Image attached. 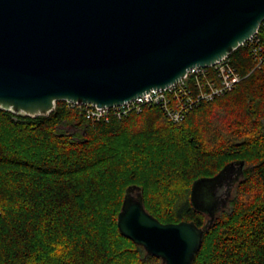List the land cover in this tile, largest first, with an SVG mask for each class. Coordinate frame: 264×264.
Returning a JSON list of instances; mask_svg holds the SVG:
<instances>
[{"label": "trees", "instance_id": "obj_1", "mask_svg": "<svg viewBox=\"0 0 264 264\" xmlns=\"http://www.w3.org/2000/svg\"><path fill=\"white\" fill-rule=\"evenodd\" d=\"M229 59L245 80L179 124L159 107L109 122L66 101L49 117L0 109V264H163L118 228L128 189L160 222L204 227L193 184L242 162L194 264H264V67L247 46Z\"/></svg>", "mask_w": 264, "mask_h": 264}, {"label": "water", "instance_id": "obj_2", "mask_svg": "<svg viewBox=\"0 0 264 264\" xmlns=\"http://www.w3.org/2000/svg\"><path fill=\"white\" fill-rule=\"evenodd\" d=\"M262 22L264 0H0V109L36 118L59 101L118 106L231 55ZM232 165L192 186L204 227L160 222L130 188L121 234L163 264H194Z\"/></svg>", "mask_w": 264, "mask_h": 264}, {"label": "built area", "instance_id": "obj_3", "mask_svg": "<svg viewBox=\"0 0 264 264\" xmlns=\"http://www.w3.org/2000/svg\"><path fill=\"white\" fill-rule=\"evenodd\" d=\"M247 46L254 68L264 67V22L241 47ZM248 75L241 74L232 66L229 56L209 67H195L176 83L164 88L153 89L124 104L100 108L71 102L68 107L82 112L93 121L109 122L112 117H123L140 113L146 108L159 107L172 124H179L186 116L204 102H212L238 88Z\"/></svg>", "mask_w": 264, "mask_h": 264}, {"label": "flooded vegetation", "instance_id": "obj_4", "mask_svg": "<svg viewBox=\"0 0 264 264\" xmlns=\"http://www.w3.org/2000/svg\"><path fill=\"white\" fill-rule=\"evenodd\" d=\"M243 176H244L243 168H241L238 165H232L229 167V169L225 171L224 179L222 183H236L239 182L243 178ZM223 189H224L223 185H220L214 191L216 201L219 203L220 206H222L223 203L225 204L228 198L225 197V195H223L224 192Z\"/></svg>", "mask_w": 264, "mask_h": 264}, {"label": "rangeland", "instance_id": "obj_5", "mask_svg": "<svg viewBox=\"0 0 264 264\" xmlns=\"http://www.w3.org/2000/svg\"><path fill=\"white\" fill-rule=\"evenodd\" d=\"M68 131L73 132V129L70 127V128H68ZM237 185H238V182H236V183H224L223 184V187H224L223 195H225V197H228V198H227V201L225 202L224 206L221 207V209L219 211V214L222 213L223 211H227L229 209V204H230V201L234 197ZM133 195L136 198H139L140 191L139 190H135Z\"/></svg>", "mask_w": 264, "mask_h": 264}]
</instances>
